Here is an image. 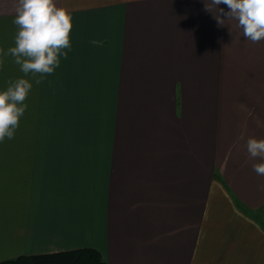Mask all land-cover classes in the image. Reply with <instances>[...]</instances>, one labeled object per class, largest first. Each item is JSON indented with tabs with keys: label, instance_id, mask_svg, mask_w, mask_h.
I'll return each mask as SVG.
<instances>
[{
	"label": "crops",
	"instance_id": "1",
	"mask_svg": "<svg viewBox=\"0 0 264 264\" xmlns=\"http://www.w3.org/2000/svg\"><path fill=\"white\" fill-rule=\"evenodd\" d=\"M15 3L0 0L5 51ZM57 3L72 47L52 74L37 85L0 57V90L33 85L0 142V261L93 247L108 264H264L246 147L264 139V41L204 0Z\"/></svg>",
	"mask_w": 264,
	"mask_h": 264
},
{
	"label": "clouds",
	"instance_id": "2",
	"mask_svg": "<svg viewBox=\"0 0 264 264\" xmlns=\"http://www.w3.org/2000/svg\"><path fill=\"white\" fill-rule=\"evenodd\" d=\"M204 3L218 25L231 26L230 34L235 22V39L243 36L253 44L264 41V0H204ZM220 4H225L228 11L219 8ZM14 12L13 23L18 27L15 46L7 51L0 48V57H14L15 64L20 66L25 76H38L35 79L38 85L59 67L60 57L67 59L71 51L72 14L67 7L58 6L57 0H16ZM91 43L103 46L99 40ZM2 64L3 59H0ZM7 84L6 90H0V142L5 137L14 138L27 108L24 102L33 86L25 78L10 80ZM246 147L251 158L261 161L252 165L253 171L264 176V139L249 137ZM259 190L264 191V184L259 186Z\"/></svg>",
	"mask_w": 264,
	"mask_h": 264
},
{
	"label": "trees",
	"instance_id": "3",
	"mask_svg": "<svg viewBox=\"0 0 264 264\" xmlns=\"http://www.w3.org/2000/svg\"><path fill=\"white\" fill-rule=\"evenodd\" d=\"M0 264H108L101 252L93 247L57 252L23 255L0 261Z\"/></svg>",
	"mask_w": 264,
	"mask_h": 264
},
{
	"label": "rangeland",
	"instance_id": "4",
	"mask_svg": "<svg viewBox=\"0 0 264 264\" xmlns=\"http://www.w3.org/2000/svg\"><path fill=\"white\" fill-rule=\"evenodd\" d=\"M262 219H264V211L263 213H261V215H259ZM261 221V220H260ZM261 222H264V221H261Z\"/></svg>",
	"mask_w": 264,
	"mask_h": 264
}]
</instances>
